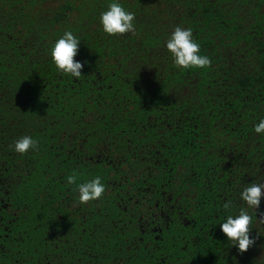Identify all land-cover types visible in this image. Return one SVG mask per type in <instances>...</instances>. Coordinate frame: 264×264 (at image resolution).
Segmentation results:
<instances>
[{
    "label": "trees",
    "instance_id": "16d2710c",
    "mask_svg": "<svg viewBox=\"0 0 264 264\" xmlns=\"http://www.w3.org/2000/svg\"><path fill=\"white\" fill-rule=\"evenodd\" d=\"M111 2L0 0V264H264V197L246 252L220 229L264 184V0H116L137 33L119 36ZM176 26L211 66L140 74ZM65 31L79 79L51 57ZM73 174L104 195L79 204Z\"/></svg>",
    "mask_w": 264,
    "mask_h": 264
},
{
    "label": "clouds",
    "instance_id": "9594fccd",
    "mask_svg": "<svg viewBox=\"0 0 264 264\" xmlns=\"http://www.w3.org/2000/svg\"><path fill=\"white\" fill-rule=\"evenodd\" d=\"M134 20L135 14L126 11L116 0L111 2L107 10L100 15L103 31L110 36H119L126 33L136 35ZM80 42L71 31H65L55 41L51 49V57L58 71L77 79L82 76L84 67L82 62L75 59L79 52ZM166 47L171 53L175 67L181 69H203L211 66L210 58L200 54V45L194 41L191 28L176 26L166 42ZM255 132L264 134V119H261L255 125ZM37 147L38 141L31 136H23L14 144L15 152L22 155L29 152V150L37 149ZM67 183L77 185L79 204H88L99 200L106 191L105 185L101 182L99 176L77 184V177L73 174L67 177ZM262 197H264V184L253 183L245 187L240 193V198L247 207H241L238 215H227L224 222L220 223L221 231L225 234L227 240L237 247L240 253L246 252L256 242V237L250 235L252 216L249 215L248 209H254L257 214ZM222 207L224 210L230 211L233 207V202L229 200ZM259 217V220L264 222V212H259Z\"/></svg>",
    "mask_w": 264,
    "mask_h": 264
},
{
    "label": "rangeland",
    "instance_id": "374dc122",
    "mask_svg": "<svg viewBox=\"0 0 264 264\" xmlns=\"http://www.w3.org/2000/svg\"><path fill=\"white\" fill-rule=\"evenodd\" d=\"M154 55L155 59L149 63H137L136 69L140 74L145 75L148 78L159 76L173 59L165 50L158 51Z\"/></svg>",
    "mask_w": 264,
    "mask_h": 264
}]
</instances>
